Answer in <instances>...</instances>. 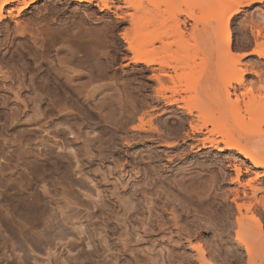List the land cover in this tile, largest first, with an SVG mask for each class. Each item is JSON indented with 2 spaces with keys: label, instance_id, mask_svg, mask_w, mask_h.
Instances as JSON below:
<instances>
[{
  "label": "bare ground",
  "instance_id": "6f19581e",
  "mask_svg": "<svg viewBox=\"0 0 264 264\" xmlns=\"http://www.w3.org/2000/svg\"><path fill=\"white\" fill-rule=\"evenodd\" d=\"M38 1L39 0H0V24L5 21L7 16L13 17L14 12H17L16 16L18 17L24 15L29 10H31L33 5H35ZM69 1L78 3L80 5H93V2L95 0ZM97 1L98 3L95 4V7H97L100 12L107 11L115 14L118 23H114L115 25L109 26L104 30L102 29L101 32L103 33H100V35L98 34L99 36L97 37V39H94L92 41L87 40L86 37L82 35L83 31L81 30L82 33L80 34V37L78 39L79 44H77L79 46L77 48V51H74L71 46L72 32L70 28L67 27L61 31H56L53 33L51 32L50 35L47 34L49 35L48 38H50V41H52V43L49 42V46L51 48L45 46L46 49H48L44 51L40 50V54L37 55L41 63L38 69L39 73L37 74L36 72L34 76L29 80L28 89L30 90L28 93H30V97L28 105L21 99L20 95V92L24 88H26L25 82L21 80L23 73L21 72V77L14 78V75L9 76L11 73H4L3 69H1V73L4 75L3 78L5 80L11 79L12 81L15 80L16 83H18L16 91L13 92V99L7 97L5 93V83L0 84V127L5 128L3 131L4 133H6L5 135H8V137H13L9 135L10 131H14L17 134L13 137L14 142H12L11 145L12 149L11 147L9 148L5 145L0 146V222L3 224H1L2 227L0 226V230H5V232L7 233L5 235L9 236H6L8 241L10 238V242L8 243H12V248L14 251L24 253L23 257H19V260L22 262V264H29V260H31V258H29L30 254L23 250V243H25L26 246L28 244L34 245L37 243L36 247L33 246L35 250L37 249L38 244H40L39 248L40 246L43 247L42 249H44L45 246L46 248L44 251L49 257L50 252H52V248L56 246L57 242L66 241L72 236L73 231H67V227H70L71 230L73 229L74 231L77 230L78 225L82 227V222L80 220L75 221L76 218L73 216V214L75 211L81 208H84L85 211H89V208L85 207L84 199L92 200L93 196L87 190L88 184H85L84 182L75 183L70 179V175L75 173L77 176H81L87 180H91L89 171H87L86 165L84 163L93 158L94 154H98V157H101V154H103L102 148L104 147H102V145L104 143V140L102 141L101 139H94L96 143H99L100 145L98 144L96 146L95 144V146H93L90 142H88V139L84 137L83 128H81L85 125L87 126L91 124L90 122L93 120L91 118V115L94 114V117L97 116L98 120H100L101 122H104L106 124L108 123L114 126L103 127L105 129H111V131L113 132V136L114 134L118 135L119 133L125 135L124 144L119 145L120 143H116L115 145H117V147H120L121 149H124L127 152L128 156H131L133 160L136 161L138 166L145 167L139 169L141 175L149 176L150 173L153 174L155 172L152 166L154 165L156 158L155 156L153 157L150 154L151 147L148 146V144H158L159 142H163L164 144L162 145H165L168 150L175 149L179 144V142L168 143L167 141H165V139L163 138L165 136L161 135L163 134L161 133V128L155 127L156 125L153 127L154 123L152 124L153 120H151V117L153 118L154 116H156L155 113L157 111L160 112V110H163V108L167 109L169 107L176 106L179 110L188 109L187 113L190 116H193L192 113L194 108L195 111H199L198 113H200L197 115L198 117L196 116L198 119H194L196 122L199 121L198 124L196 122L189 123V131L185 132V134L181 138L182 144L192 142V149H197V151L214 149L218 153L236 152L238 154L233 162H231L232 164L229 162L227 168L224 166L222 167L223 171H225V168L226 171H229L228 168L232 169V171L235 173V183L242 187V189H237L232 192V203L235 205L237 213L234 223V227L236 226L237 230L235 229V246L233 249L235 251L241 250V248L244 249L246 253V258H244V261L246 259V263H244L243 261L244 264H264V223L263 220H261L262 215L264 216V193L262 192L264 189L253 186L252 181H254V179L248 181L249 183H246L248 184V189L245 186H242L243 183L241 184L242 178L245 175H249L250 173L254 174L255 180L257 182L261 178H264V136H258L262 129L256 130V127H254V130L253 127L251 128L252 130L248 129L251 127L249 126L251 124H254L253 126H255L256 124H260V126H257L259 128L261 127V124H263L260 123V121L264 118V109H262V107H264V101H262L263 106L260 105L261 103L257 102L258 106H256L258 108L254 107V103L257 104V100L254 101V98L257 97L254 96L255 92L253 93V91L250 89L252 88L251 86L249 88L250 91H247L248 93L246 92V94H244V92L241 91L242 93L238 94L240 92H238L239 89L243 88V90H246V88L244 89V86L246 84L243 75L240 74L244 70L242 69L240 73L236 71V74L227 75L228 77L223 76L224 79H222L223 77H220L221 80L218 83V89L221 91L224 90L226 92L224 100L231 103L230 109L231 111H233L234 120L232 118L223 119L221 117L222 113H220V117L214 116L213 120H209V118L211 119V117L208 116L210 112L207 105V91L202 92L199 99L194 100V102H197V105L193 101L192 103L191 99L189 100V103H187L184 99H178V97H175V94L178 92L175 91L172 94V97L166 95L169 90L168 87H165V83H167L168 79L172 81L175 80L173 77L174 75H170L168 71L173 70L174 74L177 75L179 80L182 78H184L185 80V77L187 75H185V73L183 74V72L177 73L179 67L181 68V66L179 65L181 64L179 58L183 57L182 54L179 55L180 53H177V57L174 56L177 59L173 58L172 55H170L169 58L167 56V59H165L164 57L166 55H164V53H167V49H171L169 46L172 45L171 43V45H169V43L166 42L168 36L169 38L172 37L173 39L175 33L176 35L178 34L177 38L180 37V35H183V38L182 36L180 38V40L183 39V42L180 41L175 43V46L179 43V47H177L179 49L181 47V50L185 48L184 42L189 43V41H185L184 39V33L188 31L186 28V21L188 22V20H183L184 15H186L189 20H193L195 22L194 28L192 27L193 25L189 27L190 29L192 28L191 31L189 30V33L191 35H189V37L190 40L193 41V43L194 41L196 42V45L191 43V45L193 44L196 50H199L197 48H199L200 45L197 41L198 39H200L206 42H210L211 45L214 46L215 50H217L218 53L220 52L219 54L217 53L218 57H220L219 55H221L222 51L225 55L226 53L228 54V56L225 57L222 53V57H217L219 61L217 60L214 74L216 76H222V74L225 73V70L226 73L228 70H230L231 72L232 70L235 71V68H237L238 70V67L235 66L243 58H246L247 53H233L230 26L236 19L237 15L243 12L244 8L249 7L252 4H263L264 0H219L217 2L216 0H209V2L207 0L206 6L204 4L206 0H203L202 3H204L203 5H201L202 9L204 8L203 11L205 12L200 10L199 4L201 2L198 4V0H159V3L157 2V0H96V2ZM144 1L150 4V7H153V9L155 10L159 6L162 7L163 5L164 8L169 12L177 9L178 12H174H177L178 14L176 13V15L173 12V17L170 14V17L172 18H168L167 20L171 19L172 21L169 20L167 22V20L165 21V17H161L163 19L159 18L164 9L159 7L156 10L157 16L159 15L158 13H162L159 17L156 16V13H152L153 16L155 15L153 17L152 14H150L151 8L149 9V5L144 3ZM208 3L210 4V6L213 5L212 3H214V7H210ZM143 5L145 7L147 6V8L145 9L144 14H141V11H144L143 8H145ZM211 8H213L214 10L212 11ZM155 10H152V12H154ZM168 11L163 14L166 15ZM197 11L201 13V16L198 17ZM147 14L149 15L150 19L148 22L146 21L148 19V16H146ZM180 16H183L182 20ZM262 16L264 20V15ZM154 18H156V21H159L155 23ZM160 20H164L165 22H167L168 29L171 26L172 30L176 29L173 32H168V34L173 33L174 35L171 34L170 36L166 33L167 31L164 28H167V25L166 23L164 25V21L162 22L164 27L160 25ZM252 21L250 24L251 26L248 22H246V24L250 26L253 35L257 39L263 37V41L260 38V43H256V48L253 53L257 54L259 57H264V33H262L264 30L262 31L260 29V26H258L254 21L252 23ZM153 22L155 24H153ZM198 22L202 24L201 29L199 28L201 24H198ZM263 22L262 25L264 26ZM150 24L152 25L151 28H154L155 26H157L156 24H159V27H163L160 28L161 31L163 30V32L159 31L160 33H157L156 31L153 32L154 34H152L151 31V34H149V30L151 29H149V26H151ZM17 25L20 26L18 21H16L15 33H18L19 31V27H17ZM173 25L175 29L173 28ZM147 27L149 30L147 29ZM184 27L187 30L186 32H184L185 29L182 31V28ZM262 29H264V27ZM22 30L21 32L25 31ZM117 31H120L118 36L116 35ZM177 32H180L182 34ZM75 35L76 34H72V36L74 37ZM176 35L174 39L176 38ZM165 38L166 40H164ZM245 40V42H250L247 39ZM164 42H166V44L168 43V47L165 46L166 52L161 53L156 48V44L160 43L162 45H166ZM123 43L126 45L125 49L123 47ZM191 45H189V48L193 50V47H191ZM105 46H111L113 48V56H107L105 51L104 53L101 50L99 51V47ZM183 46L184 48H182ZM121 48L132 55V57L129 59L130 63L134 65H144L148 69H151L153 74L151 72L152 76H150L149 80L154 81L155 83L157 82V84H159L158 87L160 86L158 88L155 84L156 89H153L154 95H147L149 93L148 89L150 88V84H143L141 85L142 91L148 93H146V95L142 93L144 94L143 99L140 96L142 100H139L137 95H139L138 91L140 90V86H138V89L136 90L131 88V83L123 80V75L121 76L118 74V70L115 67V64L116 62L118 63L119 55L122 54ZM187 48L188 47H186L185 49L187 50ZM171 57L172 59H176L175 62L178 61L179 63L176 62L177 65H175L176 63L174 65H171ZM224 58L228 61L229 59H231L234 67L232 66V64H230L231 62H227V65ZM184 59L187 60V57L183 58L182 61ZM188 59H190V57H188ZM182 64L187 63H185L184 61V63L182 62ZM154 66H158L159 68L152 69V67ZM181 70L183 71V65L182 68L179 69V72ZM138 71L141 72L142 70ZM197 78L198 77H196L195 79ZM263 79L264 78L262 77V80ZM187 81L189 80H185V83ZM258 81L260 82V80ZM234 83L237 85V87H235L236 85L233 86ZM12 85L15 84L12 83ZM39 89L43 94L39 92ZM193 89L194 87L192 88L191 86V88H189L188 90H191L190 92H192ZM252 89L254 90L255 88ZM135 92L136 94L138 93L136 96ZM142 94L140 93V95ZM260 95L257 94L259 98L263 97L264 94H262V96ZM233 97L235 99H233ZM245 97H247L248 101ZM220 102L221 104L223 103L222 100ZM182 103H184V105L187 104V106H183ZM190 103V106L194 107L192 110L188 106V104ZM254 108L256 109L254 110ZM27 109H29V112H25V110ZM245 109L250 110H247V114L249 117L250 112L251 114L253 113L252 117H254V120L255 118H258L259 120L257 119L255 120V122L249 121V119L252 118H248L246 120L245 116L241 115L242 112L246 111ZM142 110H144V112ZM256 110H259L261 112V115L260 113L258 115H255ZM140 112L143 113H141V116L138 118L137 116ZM259 115L262 119L259 118ZM204 116H208L206 117L208 120H204ZM147 117H150V121ZM137 118L139 119L138 122L141 123L139 126L130 128L126 127L129 123L135 122ZM145 118H147L149 122L145 121ZM201 119L204 120L203 123H200V121L202 122ZM242 119L246 120L243 121L248 125L242 124ZM71 122L73 123L71 124ZM261 122H264V119ZM193 123H195L196 125ZM69 124H71V126H69ZM208 126H212L213 130H210V127L208 128ZM61 127H71L69 134L71 136H74V139L71 141L66 139L65 131ZM51 128L53 129L52 131L55 134L53 139H58L53 144H51L50 140L47 141L34 132L39 129L41 131H44V133L50 135L49 133L52 132ZM171 128L172 127H170L169 129ZM172 130L173 128L171 129V131ZM181 130H184V127H178L177 130L174 129L173 133L177 135H175L176 137H178ZM109 133L111 135V132ZM60 143V147L62 146L61 148L59 147L60 151H69V154L71 155L62 156L54 151L56 150L55 147H57L58 150V146ZM139 146H142L143 149H136L131 155H129V152L135 149L134 147L137 148ZM7 148L11 149V151H9L8 153H6V150H8ZM229 156H231V154ZM227 159L231 158L228 157ZM195 166H200L203 170L210 167L209 165L205 166L199 163H190L188 167L189 169H182L181 171L175 172V174L171 176V184L176 188V190H178V192H180V194L185 197V199H187L191 203H196L199 206H202L203 204L205 205L206 203H210L212 200L215 202V199L218 198V194H216L218 189L216 190L215 188L216 179L214 178V176H211L210 179L208 178L207 180H204V177H202L204 173L202 174L198 172L200 175L198 173H196L198 175L192 173V169L196 168ZM222 169L220 170L222 171ZM164 173L166 174V172ZM148 176L145 179H148ZM195 179L198 180V185L196 186H194V183L191 182L193 180L195 181ZM90 182L92 183L93 180ZM206 187L208 188L206 190H209L208 192L206 191L208 194L202 192L204 191L203 188ZM96 191L97 196H100V192H98L97 189ZM261 192L263 193L261 196L263 200L260 197V199L258 198V194H260ZM80 193L83 196H81ZM125 194H118V198L112 199L110 196L105 195L104 193V199H102L101 197V203L98 201H94L93 203H91L92 209H97L100 212V216L104 217L103 221L105 223V229L103 228L104 231L97 230L96 234H91L88 237L90 241L89 246H93V251L80 252L76 257L70 259L71 262H76L82 258V260H86L90 264H107L106 262L96 261V258L100 257L98 256L101 251V249L99 248L102 245H104V247L106 246V239L110 235L118 234V236H120L118 228L121 227V224L125 225L127 222L128 214L134 209H139L140 206L142 207L144 205V210H146L144 212V217L142 219L140 218L138 221L142 228L151 226L152 229L157 228L162 230L166 227L167 223L161 216L155 218L154 220L151 217V213H153V208L151 206L154 203L155 197L160 194V192H158L157 190H153L151 191V193L142 191L138 194L135 191L130 195H128V193L127 195ZM202 194L207 196L204 197ZM223 197L225 196H222V200H225L226 197L224 199ZM220 199L221 196L219 197V200ZM259 207H263V213H260L261 218L259 217L260 214L258 213L260 212L259 209H261ZM163 210H165V207L163 208ZM164 212L166 211H163L162 215L165 214ZM171 214L174 217L173 225L177 226V224H179V222L177 221L178 217H176L177 213L174 214V212L172 211ZM233 217L235 218V216ZM77 234L81 235L84 234V232L81 231ZM5 241L7 240L4 239V235H1L0 233V264L5 263V261L8 259L6 257L7 253H5L7 244L5 243ZM195 249L198 252L199 256L204 259L205 251L203 250V247H195ZM119 259L120 256L116 257L115 261L113 260L114 262H112V264H119L121 262L123 263V261L121 260L120 262ZM18 262L19 261L13 262V264H17ZM44 262L47 264H52L51 262H49L48 258Z\"/></svg>",
  "mask_w": 264,
  "mask_h": 264
},
{
  "label": "rangeland",
  "instance_id": "374dc122",
  "mask_svg": "<svg viewBox=\"0 0 264 264\" xmlns=\"http://www.w3.org/2000/svg\"><path fill=\"white\" fill-rule=\"evenodd\" d=\"M145 1H144V3L149 5L148 6L149 9L151 8L152 10H155V9H153V7H150L151 5ZM202 1L203 0H198L197 3L199 4L201 2L199 4V6H200V10L203 11L204 8L202 9V5L204 2L202 3ZM217 1H219V0H216V2ZM157 2L159 3V0H157ZM208 2H209V0H208ZM210 2H212V1H210ZM96 3H98V1L96 2V0L93 2V5H89V4L80 5L78 3H75V2H72L69 0H39L35 5H33L32 9L29 10L24 15L18 17V16H16L17 12H14L13 17L7 16L5 21L0 24V84L5 83V85H6L5 93H6L7 97H10L13 99V92L16 91V89L18 87V83H16L15 80L12 81L11 79L5 80L3 78L4 75L1 73V69H3L4 73L5 72L7 74L11 73L9 76L14 75V78L15 77H17V78L21 77V72H22L23 74H22L21 80L23 82H25L26 88H24L20 92L21 93L20 95H21V99L28 105V101H29V97H30V93H28L30 90V89H28L29 80L31 77L34 76V74L36 72H37V74L39 73L38 69H39V65H40L41 61H39V58L37 57V55H39L41 51H44V50H47L48 48H51L49 45H50V43H52V41H50V38H48V36L51 34V32L53 33L56 31H61L67 27L70 28L71 32H72L71 33V39H72V42L74 44L73 45L71 42V46L74 49V51L75 50L77 51L78 50L77 48L79 46L78 45L79 44L78 39H79L82 31H83L82 35H84L87 40L92 41L94 39L96 40L97 37L100 35V33H103V32H101L102 29L104 30L105 28H108L109 26L115 25L114 23H118L115 14H113L112 12L111 13L107 12V11L100 12L99 9L97 7H95ZM146 4H144V5H146ZM157 4H155V5H157ZM160 4H161V2H160ZM204 4H205V6L207 5V0ZM212 4L213 5H211V6L209 4V6L214 7V3H212ZM159 7L164 8L163 5H162V7L161 6H159ZM210 7H208V8H210ZM146 8H147V6L145 8H143L144 11L142 10L141 14L142 13L144 14ZM158 8H156V10ZM151 9H150L151 12L149 11L150 14L156 13V16H157V11L155 10L154 12H152ZM164 9L162 11L163 13L168 11L166 9H165L166 10L165 11ZM211 9H212V11L214 10L213 8H211ZM208 10H210V9H208ZM174 11L178 12L177 9ZM174 11H170V12L168 11L169 14L167 12L166 13L167 16L160 11L162 14L158 13L159 15L157 17H159L161 14V16L159 18L163 19L165 17V21H166L168 18L173 17L172 13ZM177 12H174V13L176 14ZM203 12H205V11H203ZM199 13L200 12H198V17L201 16V13H200V15H199ZM153 14H152V16H153ZM170 14L172 15V17H170ZM206 14H208V13H206ZM211 14H212V12H211ZM262 15H264V3L263 4H259V3L252 4L251 6L244 8L243 12H241L239 15H237L236 19L232 22V24L230 26V30H231V36H232L233 53L235 52V54L236 53L237 54H244V53L246 54L247 53V54H246V58H243L240 61L241 63L239 62L235 66V67H238V70L241 69L240 71H238L237 68H235L236 69L235 71L231 69L232 72L230 70H228L230 72L227 71V73H226V70H225V73H223L222 76H216L214 74V69L216 68V64H217V60H218L217 55L220 52L218 53L217 50H215L214 46L211 45L210 42H206V41H203L200 39H198V41H197L199 43L200 47L199 48L196 47L199 50H196L194 48L193 44L196 45V42L194 41V43H193V41L190 40V37H189V35H190L189 30L191 31V29H192V28L190 29L189 27H191L193 25L192 27L194 28V26H195V22L193 20H189L186 15H184V19H183V16H180L181 20L182 19L188 20V22L186 21V23H187L186 28L188 31L185 29V27L182 28V31L185 29L184 32H186V31L188 32V33L187 32L184 33L185 41H189V43L184 42L185 48L188 47L187 50L184 48V46L182 48H184L185 50L184 49L181 50V47L179 49L178 48L179 43L175 46V43L183 40V39L180 40L181 36L183 38V35H180V37H178L179 38L178 39L177 38L178 34L176 35V33L174 32L176 35V38L174 39L175 35L173 33H171L174 35L173 39H172V37H170L171 39L169 38L168 35L171 36V34L170 33L168 34V32H173L176 30L174 28V25H173V28L175 30H172V28H171L172 26L168 29L167 22L171 19L167 20V22H165L164 20H162V21L160 20V22H161V24L159 23L160 25H162L163 27H164L165 23L167 25V28H164L167 31L166 33L168 34L167 35L168 38L166 37L167 38L166 42H168L169 45H171V44L172 45L174 44V45L169 46L171 49H169V48L167 49L168 54L164 53V52H166L165 46L168 47L167 46L168 43L166 44V42H164L166 45H162V44L158 43V44H156V48L159 50V52L164 53V55L166 54L165 56L163 55L165 57V59H167L166 58L167 56L169 58L170 55H172L173 58H176L177 53L178 54L180 53L179 55L182 54L183 57L179 58L180 59L179 61L181 63L179 65L181 66V68L183 65V71L181 70L179 72V69H181L179 67V69L177 70V73H181V72H183V74L185 73V75H187L185 77V80H189V81H187L189 83L186 82L187 83L186 84L184 78L179 80L177 75L174 74L173 70L168 71V73L170 75L171 74H172V76L174 75L173 77L175 80H173V81L169 80V79H168V81L166 80L167 83H165V87H168V90L169 91L171 90L172 92L168 91L167 94L166 93L165 94L167 96L172 97L173 96L172 94L174 93V91L178 92L175 94L176 96L175 95L174 96L178 97V99H184L187 103H189L190 99H191V102L192 101L194 102V100L199 99L202 92L207 91V97H208L207 105L209 108V112L212 114V116L210 113H209L210 115L208 114V116L211 117V119L209 118V120H213L214 116L220 117L221 116L220 113H222L221 117L223 119L224 118H229V119L232 118L234 120L233 111H231V109H230L231 103L224 100L226 92L224 90L221 91L218 89V83L221 80L220 77H223V76L226 77L227 75L236 74L237 72L240 73L243 69L244 70L242 72L243 74L242 73H240V74L243 75V78L245 80L246 85L244 86V89L246 88V90H243V88H242V89H239L238 92L239 91L240 92L239 93L237 92V93L240 94V93H242L241 91H243L244 94H246V92L250 91V89H251L253 91V93L255 92L254 96L257 97V98H254V101L257 100L256 103L257 102L261 103L260 105L263 106L264 103L262 104V101H264V95H263V97L259 98V96H257V94L258 95L261 94L260 96H262V94H264V91H263L264 90L263 89L264 88V79L262 80V77L264 78V75H263L264 74V57H259L257 54L253 53V51L256 48V43L257 42L260 43L259 40H261L263 37H260L261 39L260 38L257 39L253 35L252 30L250 28L251 21L254 19L253 21L258 26H260V29L262 31L264 30V29H262L264 27L262 25V22L264 21L262 18L263 17ZM144 16H143V18H144ZM146 16H148L147 17L148 19L146 20L148 22L150 20L149 15L147 14ZM161 17H163V18H161ZM154 19H155V23H157V21H159V20L156 21V18H154ZM151 20H152V18H151ZM16 21H18V23L20 25V26L17 25V27H19L18 30L20 31V32L18 31V33H15ZM253 21H252V23H253ZM162 22L164 23V25ZM246 22H248L250 26L248 24H246ZM155 23L153 22V24H155ZM170 23H172V22H170ZM173 23H174V21H173ZM159 24H156L157 26H155L154 28H151L152 25L149 26V29L151 28L150 30L147 27V29L149 30V34H151V31H152V34H154L153 32L157 31V33H158L159 31H161L160 28L162 26L159 27ZM198 24H201V23L198 22ZM263 24H264V22H263ZM21 28L25 31H23ZM199 28L200 29L202 28V24L199 26ZM50 29H51V31H50ZM21 30L23 32H21ZM120 31L116 32L117 36L120 33ZM145 31H146V29H145ZM161 32H163V30ZM23 33H25V34H23ZM146 33H148V32H146ZM177 33H180V32H177ZM262 33H264V31ZM47 34H49V35H47ZM72 34L73 35L76 34L75 37L72 36ZM180 34H182V33H180ZM21 35H23V36H21ZM166 38L164 40H166ZM242 38H245L250 42H245L246 40L242 39ZM75 40H77V41H75ZM262 41H263V39H262ZM46 42H48V43L50 42V43L48 44ZM191 43H193V44L191 45ZM42 44H44V45H42ZM189 45H191V47H193L192 48L193 50H191V48H189L190 47ZM45 46L48 48L46 49ZM123 47H124V49L126 47V45L124 43H123ZM122 48H121L122 54L119 55V61H118V63L116 62V64H115V67L118 70V74L121 76L123 75V77H122L123 80H126L127 82L131 83L130 84V87L132 86L131 88L136 90V89H138V86H140V88H139L140 90L138 91L139 95H137L138 93L136 94V92H135V96L137 95L139 100H142L143 95L144 94L146 95V93H148V92L142 91L141 85H143V84H147V83H148V85L150 84V88L151 87L152 88L148 89L149 93L147 95H154L153 89H156L155 84L157 85V87L159 84H157V82L155 83L154 81L149 80L150 76H152V74H153L151 69H148L144 65H134V64L130 63L129 59L132 57V55ZM100 50L103 51V53L105 51L107 56H113L114 55L112 53L113 48L111 46L99 47V51ZM194 50H196V51H194ZM111 53H112V55H111ZM222 53H223V51H222ZM222 53H221V55L224 54V53L223 54ZM79 55H81V54H79ZM221 55H219V56L222 57ZM174 56H176V57H174ZM224 56L226 57V56H228V54L226 53V55L224 54ZM172 57L170 58V60L172 59ZM185 57H187V60L184 59L182 61V59ZM188 57H190V59H188ZM220 57H218V58H220ZM176 59H172L171 65H174L176 62L179 63L178 61L175 62ZM225 60H226V64H227V62H229V63L231 62V59H229V61L227 59H225ZM184 61L187 64H182V62L184 63ZM168 62H169V59H168ZM177 63L175 65H177ZM230 64H232V66L234 67L232 62ZM184 66H185V70H184ZM153 68L158 69L159 67L154 66V67H152V69ZM196 69L198 70V73H197ZM138 70H142V71L140 72ZM146 70H148V71H146ZM167 70H171V69H167ZM194 71H196V72H194ZM151 72H152V74H151ZM199 72L200 73L202 72V73L200 74ZM193 73H194V75H193ZM199 74H200V76H199ZM259 74H260V76H259ZM261 75H263V76H261ZM196 77H198V78L195 79ZM224 77L222 79H224ZM258 80H260V82ZM258 82L261 84V86ZM12 83L15 85H12ZM235 85L236 84L234 83L233 86H235ZM191 86H192V88L194 87L192 92H190L191 90H188L189 88H191ZM250 86L252 88H255V89L253 90L252 88H250ZM235 87H237V85ZM258 88H259V90H258ZM140 91H142V92H140ZM39 92H41V94H43L41 90ZM140 93L141 94L144 93V94L140 95ZM140 96L142 97V99ZM245 98L247 99V97H245ZM233 99H235V98L233 97ZM221 100L223 101L222 104L220 102ZM247 101H248V99H247ZM194 103L197 105L196 101ZM258 103L257 104L254 103V105H255L254 107H257ZM182 105L187 106V104L184 105V103H182ZM190 105H191V103L188 104V106L192 110L194 107H191ZM167 109L163 108L164 111L163 110H160V112L157 111L158 113L157 112L155 113L156 116H154L153 118L151 117V120H153L152 124L154 123L153 127L156 125L155 127L161 128L160 129L161 133H163L161 135L165 136L163 138L168 143L169 142H171V143H178L179 142V144L173 150H168L165 147V145H162V144H164L163 142H159L160 145H159V143L158 144L157 143L156 144H148V146L151 147L150 148L151 153L150 152L149 153L153 157L155 156V158H156L154 165L152 164L153 165L152 167L154 168L155 172L151 171V172H154L153 173L154 175L152 173H150L149 176L147 175L149 177L148 179H145L147 176L141 175V173L139 171V169H142L144 166H142V167L138 166L136 161H134L131 156H128L127 152L124 149H121L120 147H117V145H115L116 143L117 144L120 143L119 145L124 144L125 135L119 133L118 135L114 134V136H113L112 135L113 132L111 131V129H108V128L105 129L103 127H114V126H112L111 124H108V123L106 124L104 122H101L100 120H98L97 116L94 117V114L91 115L92 116L91 118L93 119L90 122L91 124H89L87 126L85 125L81 128H83L84 137L87 138L88 142H90L93 146H95V144H96V146L99 144V143L97 144L95 140H98V139L99 140L101 139L102 141L104 140L103 141L104 143L102 145V147H104V148L101 147L102 151H103V154H101V155L104 158L101 155H100L101 157H98V154H94L93 158H91L90 160H88L84 163L86 165L87 171H89V174L91 176V180L90 179L87 180L81 176H77L75 173L70 175V179L73 182H75V183L84 182L85 184H88L87 190H88V192H90L92 194L93 199L92 200L84 199V202H85V207L89 208V211H85L84 208H81V209L74 212L73 216L76 218L75 221L80 220L83 224L82 227H80L78 225V228L75 231L73 229L71 230L70 227H67L66 228L67 231H70V232L73 231L72 236L66 241L57 242L56 246L54 248H52V252H50L49 257L46 254V252L44 251L46 248L45 246H44V249H42L43 247L40 246V248H39L40 244H38L37 249L35 250V248L33 246L36 247L37 243L34 245L28 244L27 246L25 243H23L22 244L23 250H25L27 253L30 254L29 258H31V260H29V264H38V263L47 264L48 261H47V263L44 262L47 260V258L49 259V262H51L52 264H90L86 260H82V258L76 262H74V261L71 262L70 259H72L73 257H76L78 255V253H80V252L93 251V249H94L93 246L92 245L89 246L90 241H89L88 237L91 234H96L97 230L104 231V229H105V226H104L105 223L103 221L104 217L100 216V212L97 209H95V210L92 209L91 203H93L94 201H98L101 203V197H102V199H104V195H103L104 193H105V195L110 196L112 199H115V198H118V194L122 195V194L126 193L125 195H127V193H128V195H130L135 191L138 194L142 191H147L148 193H151V191H153V190H157L158 192H160V194H158L155 197L154 203L151 206L153 208V211H152L153 213H151V217L154 220L155 218H158L161 216L165 220V222L167 223L166 227L162 230L157 229V228L152 229L151 226H146V228H142L138 222L140 218L142 219L144 217V212L146 211V210H144L145 208H144V205L142 203L143 206L142 207L140 206L141 208L139 207V209H134L128 214L126 224L125 225L121 224V227L118 228L119 229L118 232H119L120 236H118V234L110 235L106 239V246L104 247V245H102L99 248V249H101V251L98 255L100 257L96 258L97 262L101 261V262H106L107 264H112V262L115 261V258L120 256L119 261L121 262V260H122L123 263L121 262L119 264H154V263L155 264H202V262H203V264H233V263L234 264H242L243 263L244 258H246V253H245L244 249L241 248V250H238V251H235L233 249L235 246L234 245V234H235V231L237 230L236 226L234 227V225H235L234 223H235L237 213H236L235 205L232 203V198H233L232 192H234L237 189H242V187L240 185H238L237 183H235V181H234L235 173L232 171V169L228 168L229 171H226V168L228 167L229 162L230 163L233 162V160L235 159V157L238 156V154L236 152L218 153L214 149L197 151V149H192V147H191V146H193L192 142H187L186 144H182L181 138L185 134V132L189 131V125H190L189 123L190 122H196L195 120L198 119L197 115L200 113H198L199 111H195L194 110L195 108H194L193 113H192L194 116V118H193V116L188 115V113H187L188 109L187 110H179V109H177L176 106L169 107ZM255 109L256 108H254V110ZM262 109H264V107H262ZM247 110L245 111L246 113L242 112L241 115L245 116L246 120L248 118L253 119L254 118V117H252L253 113L251 114L249 112V114H250V117H249L247 114L248 113ZM251 110H253V109H251ZM142 111L144 112V110H142ZM248 111H250V110H248ZM257 111H258V113H257ZM25 112H29V109L25 110ZM143 112H140L137 117L139 118L141 116V113H143ZM259 113L261 115V112L259 110H256L255 115H258ZM260 115H259V118H261ZM208 116H204L205 118H203V119L206 120L207 119L206 117H208ZM138 118L136 119L135 122L129 123L126 127L130 128V127L139 126L141 123L138 122V120H139ZM147 118H149V121H150V117H147ZM147 118H145L146 119L145 121L149 122L147 120ZM195 118H197V119H195ZM240 118H242V117H240ZM244 119H242V122H243L242 124L246 125L247 123L245 124L244 121H246V120H244ZM252 119H249V121L255 122V120H257L258 118L257 119L255 118V120L254 119L252 120ZM204 120H202V122L200 121V123H203ZM261 121H260V123H263V124H261L260 128L257 127V126H260V124L255 123L256 124L255 126H253L254 124L249 125L251 127L248 129H251L252 127H253V130H254V127H256L255 128L256 130L262 129L258 135V136L262 137V136H264V122H261ZM198 122H196V123L198 124ZM256 122H258V121H256ZM72 123L73 122H71V124ZM71 124H69V126H71ZM193 124H195V123H193ZM199 125H201V124H199ZM146 127H149V126H146ZM170 127L173 128L172 131H171L172 128L169 129ZM178 127H184V130H181L179 132L178 137H176L177 135L173 132H174V129L177 130ZM211 127L212 126H208V128L210 130H213V127H212V129H211ZM61 128L65 131V138L66 139H68L69 141L74 139V136H71L69 134L71 127H61ZM4 129H5L4 127H0V146L5 145L6 147H9V148L11 147V149H12L11 145H12V142H14L13 137H14V135L16 136L17 134L14 131L13 132L10 131L9 135L13 136V137L12 138L8 137V135H5L6 133H4V131H3ZM52 130L53 129L51 128V131ZM34 132L37 135L41 136V138H44L47 141L50 140L51 144H53L55 141L58 140V139H53L55 134L53 133V131L50 132V129H49L50 135H48L47 133H44V131H41L39 129H37V131H34ZM109 132H111V135ZM167 134H168V136H167ZM169 136H171V137H169ZM7 138H9V139L11 138V139L9 140ZM60 145H61V143L58 146L59 151H60V149H59ZM106 145H108V146H106ZM113 146H114V148H113ZM134 148H135L134 150H131L129 152L130 153L129 155H131L136 149L137 150L143 149L142 146H139L137 148L134 147ZM11 149L6 150L7 151L6 153L11 151ZM55 149L56 150H54V151L56 153H59L62 156L71 155V154H69V151L65 152V151L61 150L59 152L57 150V147H55ZM105 149H107V150H105ZM230 154H231V156H229ZM228 157L231 159H227ZM190 163H196V164L199 163V164H203L205 166H208V165L210 166L209 168H205L204 170L201 169L200 166H195L196 168L192 169V173H195V174L198 172L202 173V174L204 173L202 176V177H204L203 178L204 180H207L208 178L210 179L211 176L212 177L214 176V178L216 179L215 180V182H216L215 188H216V190L218 189L217 190L218 193L216 192V194H218V198H217L218 200L215 199L216 200L215 202L212 200L213 202L211 201L210 203H206L205 205L203 204L202 206H199L198 204L191 203L187 199H185V197L182 194H180V192H178V190H176V188L171 184V182H170L171 176H173L175 174V172H177V171H181L182 169H185V168L187 169L189 167ZM75 166H76V164H75ZM79 166H81V165H79ZM223 166L226 167L225 171H223V169H222ZM220 169H222V171ZM164 172H166V174ZM207 173H208V175H207ZM198 174H196V175H198ZM220 174H222V175H220ZM223 174H224L225 178L223 177ZM253 179H254V181H252L253 186H257L260 189L261 188L264 189V178H261L257 182L255 180V176L253 173H250L249 175H245L242 178V181H241V184L243 183L242 186H245L248 189L249 187H247L248 184H246V183L250 180H253ZM92 180H93V182L91 183L90 181H92ZM191 182L194 183V186L198 185L197 179H195V181L193 180ZM195 183H197V184H195ZM96 189L98 190V192H100V196H97ZM203 189H204V191H202V192L207 193L209 191V190L208 191L206 190V189H208L207 187L203 188ZM203 189H201V190H203ZM212 189H213V187H212ZM262 192L264 193V190ZM262 192L260 194H258V198L259 197L261 198V196L263 194ZM219 194L221 196L220 200H219V197H220ZM80 195H81V193H80ZM202 195L204 197L207 196V195L205 196L204 194H202ZM81 196H83V195H81ZM222 196L226 197V198L223 197V199L225 198V200H222ZM162 207L163 208L165 207V210H163ZM259 208H261V207H259ZM262 208L259 209V211H260V212H258L259 214L261 212L263 213ZM163 211H166V212H164L165 213L164 215H162ZM172 211L174 212V214L177 213L176 217H178L177 221L179 222V224H177V226L173 225L174 224V217L171 214ZM229 211H232V212H229ZM261 214L259 215V217L261 216ZM233 216H235V218ZM261 220H263V223H264V216L263 215H262ZM1 224L2 223L0 222V226L2 227L3 224L2 225ZM3 229H4V226H3ZM0 231H1L0 232L1 235H4V239L7 240V241H5V243H7L5 253H7L6 257L8 259L5 261V263H2V264H13V262H17V261H19L17 264H19V263L22 264V262L19 260V257H23L24 253L19 252V251H14L12 248V243H10L11 245L8 243V242H10V238L8 241L7 237H9V236L5 235V234H7L5 232V230L4 231L0 230ZM81 231H83L84 234H81V235L77 234V233H80ZM220 236H222V237H220ZM217 238H219L220 240ZM2 239H3V237H2ZM29 245H30V247H29ZM200 246L203 247V250L205 251L204 252L205 258L204 259L199 256L198 252L195 249V247H200ZM24 247H25V249H24ZM29 248H31V249H29ZM30 251L32 252V254ZM219 254H221L222 256ZM127 260H128V262H127ZM201 260H202V262H201ZM129 261H130V263H129ZM245 261H246V259H245ZM245 261H244V263H246Z\"/></svg>",
  "mask_w": 264,
  "mask_h": 264
}]
</instances>
